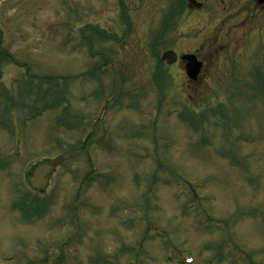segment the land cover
<instances>
[{"label":"rangeland","instance_id":"1","mask_svg":"<svg viewBox=\"0 0 264 264\" xmlns=\"http://www.w3.org/2000/svg\"><path fill=\"white\" fill-rule=\"evenodd\" d=\"M198 1L0 0V264H264V10Z\"/></svg>","mask_w":264,"mask_h":264},{"label":"water","instance_id":"2","mask_svg":"<svg viewBox=\"0 0 264 264\" xmlns=\"http://www.w3.org/2000/svg\"><path fill=\"white\" fill-rule=\"evenodd\" d=\"M188 7L189 8H200L201 4L197 3L195 0H188ZM161 59L165 61L168 65H172L176 62L177 55L173 51L168 50L162 54ZM181 59L187 61L186 62L187 75L191 79H196V76L199 73L200 68H201V63L197 61L196 57L192 54L182 55ZM61 159L62 158L60 157L56 160L50 161L49 165L44 164V165L38 166L34 172V177L30 179L32 186L41 187L45 183L43 181V176L49 171L51 167L56 166L61 161Z\"/></svg>","mask_w":264,"mask_h":264},{"label":"trees","instance_id":"3","mask_svg":"<svg viewBox=\"0 0 264 264\" xmlns=\"http://www.w3.org/2000/svg\"><path fill=\"white\" fill-rule=\"evenodd\" d=\"M171 1H173V0H171ZM177 1V6L173 9V10H171L170 12H169V14L167 15V17L165 18V20L163 21V29L165 28V29H167L166 28V26H168L167 25V23L170 21V19L171 18H173L174 17V15L175 14H177L179 11L181 12L182 11V9H183V7H184V0H176ZM126 20V19H125ZM162 32L163 31H161L160 33H158V34H156L155 36H154V39H153V44H151V46L152 47H154V45L158 42V40L162 37ZM107 39V38H106ZM159 64H161V63H159Z\"/></svg>","mask_w":264,"mask_h":264},{"label":"flooded vegetation","instance_id":"4","mask_svg":"<svg viewBox=\"0 0 264 264\" xmlns=\"http://www.w3.org/2000/svg\"><path fill=\"white\" fill-rule=\"evenodd\" d=\"M252 3H253V5H254V9H256V10H264V0H252ZM248 8V10H251V9H253V8H251V7H247ZM246 8V9H247ZM253 17L254 18H257L258 16H255L254 14H253Z\"/></svg>","mask_w":264,"mask_h":264}]
</instances>
